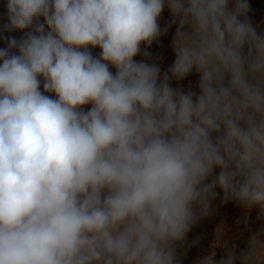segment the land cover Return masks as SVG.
Masks as SVG:
<instances>
[{"label": "clouds", "instance_id": "obj_1", "mask_svg": "<svg viewBox=\"0 0 264 264\" xmlns=\"http://www.w3.org/2000/svg\"><path fill=\"white\" fill-rule=\"evenodd\" d=\"M4 2L22 35L0 36V264H182L215 199L264 218L248 0ZM172 25L162 70L148 49ZM255 240L198 264H254Z\"/></svg>", "mask_w": 264, "mask_h": 264}, {"label": "rangeland", "instance_id": "obj_2", "mask_svg": "<svg viewBox=\"0 0 264 264\" xmlns=\"http://www.w3.org/2000/svg\"><path fill=\"white\" fill-rule=\"evenodd\" d=\"M250 5L249 17L258 31L264 32V0H248ZM170 19L167 9L162 13L160 23L165 26ZM8 23L6 5L0 0V36H16L22 33H6L3 26ZM175 25L169 28L167 35H163L148 50L153 58L160 64L162 70H166L174 61V52L171 48L172 36ZM5 46V41L0 39V47ZM94 53L99 49H94ZM141 57H137L140 59ZM198 74L193 73L183 81H173V86H182L185 89H196ZM87 107V106H86ZM255 235L254 264H264V218L260 217L258 209H244L234 202L223 201L217 198L202 214V219L193 228L189 239L196 238V242L190 246H181L180 256L182 264H198L207 258L222 255L225 251L239 253L246 248L249 238Z\"/></svg>", "mask_w": 264, "mask_h": 264}]
</instances>
